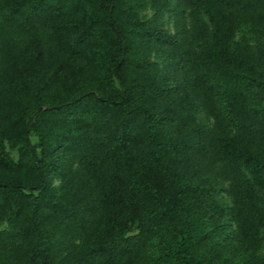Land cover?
<instances>
[{
    "label": "trees",
    "instance_id": "obj_1",
    "mask_svg": "<svg viewBox=\"0 0 264 264\" xmlns=\"http://www.w3.org/2000/svg\"><path fill=\"white\" fill-rule=\"evenodd\" d=\"M0 264H264V0H0Z\"/></svg>",
    "mask_w": 264,
    "mask_h": 264
}]
</instances>
